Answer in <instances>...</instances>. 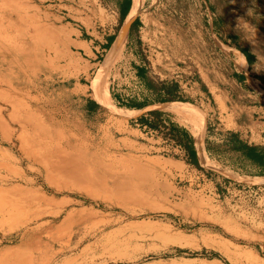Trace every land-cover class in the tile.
Listing matches in <instances>:
<instances>
[{"label": "rangeland", "instance_id": "1", "mask_svg": "<svg viewBox=\"0 0 264 264\" xmlns=\"http://www.w3.org/2000/svg\"><path fill=\"white\" fill-rule=\"evenodd\" d=\"M142 1L136 34L117 47L118 0H0V264H264V172L209 158L216 104L201 98L233 88L241 48L264 84V0ZM113 32L97 56L75 42ZM162 83L181 100L161 102ZM21 127L62 156L24 158L4 140Z\"/></svg>", "mask_w": 264, "mask_h": 264}, {"label": "crops", "instance_id": "2", "mask_svg": "<svg viewBox=\"0 0 264 264\" xmlns=\"http://www.w3.org/2000/svg\"><path fill=\"white\" fill-rule=\"evenodd\" d=\"M126 1L128 0H118L117 3L115 17L119 19V23L123 15H125V22L132 6V3L126 6ZM135 20L136 18L129 25V40L136 34L138 24L141 21L140 18L134 22ZM124 22L120 28H122ZM120 28L118 29L119 31ZM111 30H115V28ZM107 35H109L108 38L97 41L83 39L81 33H78L75 42L97 56L100 51L107 50L108 47L111 48L113 45L114 41H111V37L114 36V32ZM243 49L246 50V54L241 50L238 51L243 56L246 70L241 71V74L231 78L233 88H210L208 95L207 93L201 92L203 101L208 100L216 104V108L213 109L216 126L211 134L206 133L204 148L209 158L213 161L221 163L225 156L229 157L230 154H235L240 160L247 163L248 166L264 172V84L261 80L251 75V68L257 63L256 53L247 48ZM92 53H90V56H92ZM139 71L143 70L140 69ZM255 80L257 84L253 85L252 82ZM122 100H124L123 97ZM133 109L139 110L142 108L134 107ZM233 133L238 136L239 143H244L255 148V152L261 154L262 160L258 162L249 159L242 151L231 149L233 145L231 136ZM258 177L264 178V175H259Z\"/></svg>", "mask_w": 264, "mask_h": 264}, {"label": "bare ground", "instance_id": "3", "mask_svg": "<svg viewBox=\"0 0 264 264\" xmlns=\"http://www.w3.org/2000/svg\"><path fill=\"white\" fill-rule=\"evenodd\" d=\"M8 6V5H7ZM140 9H142L143 10V1L142 0H132V6H131V9H130V11H129V13H128V15H127V18H126V20H125V22H124V24H123V26H122V28H121V30H120V32H119V34H118V37H117V40H116V42H115V45L117 46V47H119V46H122V45H124L125 44V42L127 41V37H128V31H129V25H130V23H131V20L133 19V16L135 15V13L138 11V10H140ZM17 10V9H16ZM8 12V11H7ZM10 16V15H9ZM3 18V17H2ZM3 22V21H2ZM2 22H1V24H2ZM11 24V23H10ZM3 25V24H2ZM12 26V25H11ZM7 27V26H6ZM7 31V30H6ZM10 31V30H9ZM1 39V38H0ZM4 42V41H3ZM9 48V47H8ZM10 50H12V49H10ZM3 54V53H2ZM14 56V55H13ZM12 56V57H13ZM64 58V57H63ZM9 61V60H8ZM7 61V62H8ZM67 61V60H66ZM14 62V61H13ZM70 63V62H69ZM11 64V63H10ZM16 64V63H15ZM66 64V63H65ZM11 66V65H10ZM17 66V65H16ZM30 66V65H29ZM32 66V65H31ZM37 66V65H36ZM5 68V67H4ZM13 68V67H12ZM53 68V67H52ZM9 69V68H8ZM27 70V69H26ZM55 70H56V68H55ZM32 71V70H31ZM12 73V72H11ZM40 73V72H39ZM28 74V73H27ZM102 74V73H101ZM3 75H4V73H3ZM12 75V74H11ZM15 75V74H14ZM34 75V74H33ZM103 75V74H102ZM2 76V75H1ZM100 76V75H99ZM99 76H97V77H99ZM7 77V76H6ZM30 78V77H29ZM32 80V79H31ZM30 80V81H31ZM18 81V80H17ZM26 81H28V80H26ZM94 81V80H93ZM97 82H101L100 80L99 81H97ZM2 84V83H1ZM0 84V85H1ZM36 84V83H35ZM4 87V86H3ZM95 88H98V85L97 84H95ZM12 89V88H11ZM29 89V88H28ZM99 89V88H98ZM17 90V89H16ZM30 90V89H29ZM102 91V90H101ZM104 91H106V89H104ZM16 92V91H15ZM28 92H30V91H28ZM105 93V92H104ZM107 93V92H106ZM32 94V93H31ZM100 94L103 96V98H108V97H106V96H108V95H103L101 92H100ZM93 95H94V97L97 99V96H96V94L95 93H93ZM20 96V95H19ZM41 96H44V95H41ZM39 98V97H38ZM43 98V97H42ZM25 99V98H24ZM30 99V98H29ZM48 99V98H47ZM28 100V99H27ZM18 101V100H17ZM22 101V100H21ZM46 101V100H45ZM54 102V101H53ZM30 103V102H29ZM32 104L33 103H31L29 106H26L27 108V110H29L30 109V107L32 106ZM55 104V103H54ZM53 104V105H54ZM63 104V103H62ZM175 104V103H174ZM55 106V105H54ZM176 106V109H173V108H171L170 110H168V111H170V112H172V113H174V110H176V111H181L180 110V107H179V105H175ZM37 107V106H36ZM60 107V106H59ZM51 108V107H50ZM2 109V108H1ZM3 109H6V107L5 106H3ZM38 109V108H37ZM43 109V108H42ZM10 110V109H9ZM34 110V109H33ZM63 110H65V109H63ZM15 111V110H14ZM48 111H50V110H48ZM54 111V110H53ZM63 112V111H62ZM2 113H3V111H2ZM13 113V112H12ZM42 113V112H41ZM50 113V112H49ZM59 114V113H58ZM65 114V113H64ZM7 115V114H6ZM56 115V114H55ZM8 116V115H7ZM33 114L32 113H30L29 111L27 112V121L28 122H30V123H32L33 121H34V119H33ZM58 116V115H57ZM61 116V115H60ZM21 119V118H20ZM50 119V118H49ZM55 119V118H54ZM10 120V119H9ZM51 120V119H50ZM1 121H2V119L0 118V123H1ZM8 122V121H7ZM49 123V122H48ZM9 124V123H8ZM10 125V124H9ZM54 125H55V123H54ZM34 127H36V128H40L41 130H43V127H42V124H41V122H35L34 123ZM52 130V129H51ZM23 131H24V129L21 127V133H19L18 134V137H17V139L16 140H14L11 136H10V138H4V140H6V142L7 141H12L13 143H14V145L16 146V148L18 149V150H21V154H23V156H24V158H26L27 160H32V161H35V162H38V163H42V164H44V165H46V166H48L49 164H50V161H51V157H52V154H53V152H55L57 155H58V157H61L60 156V151L59 150H57V149H55V148H53V144H52V142H50V140H49V137H48V134H45L43 137L42 136H37V135H35L36 137H33V138H31L30 139V141L27 139V138H23ZM7 133V132H6ZM18 133V132H17ZM11 135H12V133H11ZM77 140V139H76ZM62 142V141H61ZM63 143V142H62ZM61 143V144H62ZM67 143V142H66ZM83 144V143H82ZM13 145V146H14ZM68 145V144H67ZM77 145V144H76ZM84 145V144H83ZM197 145V144H196ZM63 146H65V145H63ZM72 146V145H71ZM5 147V146H4ZM93 149H95V148H93ZM104 149V148H103ZM17 150V151H18ZM62 150V149H61ZM199 150V149H198ZM57 151V152H56ZM63 151V150H62ZM87 151V150H86ZM98 151V150H97ZM107 152V151H106ZM63 153V152H62ZM105 153V152H104ZM111 153V152H110ZM20 154V155H21ZM102 154V153H101ZM54 155V154H53ZM2 156V155H1ZM95 156V155H94ZM64 157H65V155H64ZM87 157V156H86ZM56 158V157H55ZM101 158V157H100ZM99 158V159H100ZM124 158V157H123ZM199 158L201 159V161H203L205 164H210L209 163V160H208V157H207V155H203V153H201V151H199ZM95 159V158H94ZM135 159V158H134ZM58 160V159H57ZM86 160V159H85ZM95 160H98V159H95ZM94 160V161H95ZM56 161V160H55ZM68 161V160H67ZM67 161H66V163H67ZM71 161V160H70ZM69 161V162H70ZM81 161V160H80ZM73 162V161H72ZM71 162V163H72ZM82 162V161H81ZM16 163V162H15ZM34 163V162H33ZM122 163V162H121ZM74 164H76V163H74ZM73 164V165H74ZM84 164V163H83ZM93 164V163H92ZM72 165V166H73ZM89 165H91V164H89ZM96 165V164H95ZM71 165H70V167H72ZM97 166V165H96ZM137 166H138V164H137ZM65 167V166H64ZM92 167V166H91ZM98 168V167H97ZM9 170V169H8ZM23 170V169H22ZM64 170V169H63ZM72 170V169H71ZM74 170H77V169H74ZM99 170V169H98ZM103 171V170H102ZM108 171V170H107ZM18 172V171H17ZM38 172V171H37ZM110 172V171H109ZM41 173V172H40ZM39 173V174H40ZM127 173V172H126ZM19 174H20V172H19ZM23 174V173H22ZM115 174V173H114ZM118 174V173H117ZM119 175V174H118ZM23 177V176H22ZM17 184V183H16ZM17 186V185H16ZM20 186V185H19ZM10 187V186H9ZM14 187H15V185H14ZM24 188V187H23ZM11 189V188H10ZM18 189V188H17ZM16 189V190H17ZM25 190V189H24ZM58 191V190H57ZM16 192V191H15ZM17 192L19 193V189L17 190ZM25 192V191H24ZM8 194V193H7ZM4 195V194H3ZM2 195V196H3ZM10 195V194H9ZM11 203V202H10ZM39 223V222H38ZM44 227V226H43ZM27 232V231H26ZM25 232V233H26ZM38 234V233H37ZM36 234V235H37ZM35 235V236H36ZM31 237V236H30ZM28 239V238H27ZM36 239V238H35ZM40 239V238H39ZM36 241V240H35ZM28 242H29V240H28ZM40 242V241H39ZM44 246V245H43ZM38 250V249H37ZM36 250V251H37ZM29 255H31V252L29 253ZM28 256V255H27ZM29 258V257H28ZM30 260V259H29ZM10 261V260H9Z\"/></svg>", "mask_w": 264, "mask_h": 264}, {"label": "trees", "instance_id": "4", "mask_svg": "<svg viewBox=\"0 0 264 264\" xmlns=\"http://www.w3.org/2000/svg\"><path fill=\"white\" fill-rule=\"evenodd\" d=\"M131 3H132V0H128V1L125 2V5L127 6V5H129ZM124 19H125V15L122 16L121 21H120V24H122L124 22ZM138 20H139V17L136 18V20L134 22H136ZM115 38H116L115 35L112 36L111 37V41H114ZM240 50L244 54L247 53L246 50L243 49V48H241ZM139 73L143 74V71H139ZM149 86H151L152 89H155L156 88L152 83H149ZM159 89L162 90V91H167V93L170 95V96L161 98L160 99L161 102H167V101L179 100V99L181 100L180 96L177 95V92H178V89H179V85L177 83L174 84V85H172V86H169V85H167L165 83H162L161 88H159ZM91 104L93 106H96V107L99 106L98 102L95 101V100H93V99H91ZM146 105L147 104H143V103H139V102L138 103L137 102H131L130 103V107H133V108L134 107L143 108ZM151 113L157 114L158 112L152 111ZM140 119L143 122H147V123L149 122L147 116H145V115L142 116ZM231 137H232V140H233V145L231 146V149L238 150V151H242L244 153V155L246 157H248L249 159H252V160H255V161H258V162H260L262 160L261 154L255 152V148H253V147H251V146H249L247 144H244V143H242V144L239 143L238 142V139H237L238 136L235 133H233ZM188 151H189V156L191 158V161L195 165H197L199 168L203 169L202 166H200V163H199V160H198V155H197V150H196L193 142H190V144L188 146Z\"/></svg>", "mask_w": 264, "mask_h": 264}]
</instances>
